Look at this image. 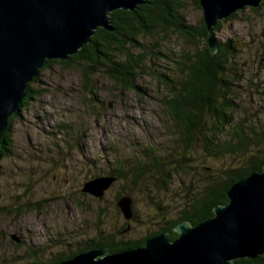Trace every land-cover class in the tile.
<instances>
[{
	"label": "rangeland",
	"instance_id": "1",
	"mask_svg": "<svg viewBox=\"0 0 264 264\" xmlns=\"http://www.w3.org/2000/svg\"><path fill=\"white\" fill-rule=\"evenodd\" d=\"M181 1L188 22L198 26L202 11L191 0ZM214 37L231 41L236 50L233 118L245 127L264 126V6L220 22ZM138 41L147 51L130 90L92 71L86 58L57 62L30 82L35 92L10 122V151L0 159V264L52 261L99 234L123 241L143 238L176 218L185 186L196 188L231 167V158L213 161L197 153L184 172L169 175L164 189L143 176L134 182L132 177L113 179L101 198L81 192L116 160L127 167L135 155L142 161L139 151L148 144L156 155L176 145L162 103L171 92L161 81L163 75L175 80L176 62L193 53L195 45L171 31ZM234 161L238 165L243 158ZM121 195L131 198L135 217L130 220L117 207ZM126 223L128 231L119 236Z\"/></svg>",
	"mask_w": 264,
	"mask_h": 264
},
{
	"label": "trees",
	"instance_id": "2",
	"mask_svg": "<svg viewBox=\"0 0 264 264\" xmlns=\"http://www.w3.org/2000/svg\"><path fill=\"white\" fill-rule=\"evenodd\" d=\"M191 1L200 9L197 0ZM147 2L137 6L133 11L112 12L109 17L114 28L113 32L98 30L90 38L91 42L77 55L67 61H48L38 74L57 62L68 64L77 58H86L91 63L92 71H100L111 80L125 84L130 90L134 88V81L140 71H143V54L147 51L140 46L138 39L157 35L159 32H176L190 44H194L195 50L191 54L184 55L182 62H176L179 75L175 80L163 75L164 80L161 81L171 92V97L164 98L162 103L173 127L175 147L170 148L166 154L162 152L156 155L153 147L148 144L139 151L138 155L142 161H139L140 158L135 155L132 157L131 166L127 167L124 164L120 166L116 160L102 178L124 182L132 177L134 182L140 177L149 176L155 181L156 188L164 189L170 178L169 175L177 172L178 169L184 172L182 168L192 161L191 155L197 153H203L213 161L231 158V167L217 173L216 177L202 181L196 188L191 184L185 186V201L179 208L176 218L164 221L157 230L143 238L123 241L115 240L112 236L104 238L99 234L94 239L83 242L82 246L78 243L75 246L76 250H64L58 253L52 261L44 263L31 261L23 264H57L90 249H105L109 253L133 250L143 247L148 238L162 233H166L167 238L173 241L178 236L175 232L177 225L187 223L196 226L213 217V209L228 202L226 193L232 184L245 179L253 172L263 170L264 126L251 124L245 127L243 123L235 121L232 115L237 104L232 99L236 90L231 87L239 80L232 61L235 58L233 56L236 51L235 46L231 41L217 42V51L211 53L203 20H200L198 26L191 25L184 15V4L181 0H147ZM263 6L264 1L260 7L252 10L256 12ZM234 17L235 13L226 20H232ZM219 29L220 22L214 27V33ZM198 43L202 46L198 47ZM132 51H136L137 54H133ZM35 81L36 77L32 82ZM33 92L35 90H32L29 83L20 107L24 108ZM18 113L9 117L7 127L0 138V159L10 151L9 135L12 125L10 122ZM237 156L243 158L238 165L234 161ZM124 197L118 196L117 201ZM128 198L131 200L130 197ZM131 210L133 214L132 204ZM128 229L126 223L119 230L118 235H122ZM233 264H264V255L255 260L240 259Z\"/></svg>",
	"mask_w": 264,
	"mask_h": 264
},
{
	"label": "water",
	"instance_id": "3",
	"mask_svg": "<svg viewBox=\"0 0 264 264\" xmlns=\"http://www.w3.org/2000/svg\"><path fill=\"white\" fill-rule=\"evenodd\" d=\"M211 53L218 49L214 27L257 9L264 0H197ZM147 0H0V138L10 116L21 111L26 86L48 61H67L100 29L113 32L110 14L133 11ZM20 111L17 115L19 118ZM112 178L86 182L81 192L101 198ZM228 202L196 226L181 223L177 237L148 238L143 247L109 253L90 249L57 264H233L264 255V167L231 185ZM126 220L131 200L117 202Z\"/></svg>",
	"mask_w": 264,
	"mask_h": 264
},
{
	"label": "bare ground",
	"instance_id": "4",
	"mask_svg": "<svg viewBox=\"0 0 264 264\" xmlns=\"http://www.w3.org/2000/svg\"><path fill=\"white\" fill-rule=\"evenodd\" d=\"M124 198H125V197H124ZM100 200H101V199H100ZM118 201H119V200H118ZM118 201H117V202H118ZM132 216H133V215H132Z\"/></svg>",
	"mask_w": 264,
	"mask_h": 264
}]
</instances>
